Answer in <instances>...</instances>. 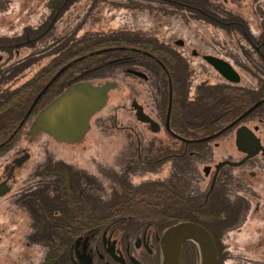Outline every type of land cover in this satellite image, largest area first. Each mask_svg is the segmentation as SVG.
Returning <instances> with one entry per match:
<instances>
[{
  "label": "flooded vegetation",
  "instance_id": "obj_1",
  "mask_svg": "<svg viewBox=\"0 0 264 264\" xmlns=\"http://www.w3.org/2000/svg\"><path fill=\"white\" fill-rule=\"evenodd\" d=\"M12 1L0 0V13H3L4 17L11 16L13 11V8H11ZM228 1L223 0V3H221L218 0H210L212 4L211 9L214 13L223 17H229V24H240L243 26L241 29L238 26H233L229 30L224 28V31L232 36L237 45L235 44L233 49L227 51L226 54L209 51L206 48L201 50L197 47H190L188 50L186 48V39L184 37H178L174 41L175 45L173 43L170 45L184 59V62L180 63L182 65L180 73H177L181 74V77L175 74L172 63H165L155 52L137 46H116L115 51H112L109 57L97 64L77 71L74 76L75 79L73 80V82H76L86 79L96 84L115 81V85L109 89V99L112 91L116 89L124 90V86L121 81L117 80V77L102 79V76H108V70L111 72V70L117 68V72L124 74L123 78H127V76L132 77V81L128 82L127 88L125 87L130 92L131 98L129 97L124 100L120 105L124 111L128 110L134 114L135 121L133 123L124 121L122 124H116V126L120 132L130 133L136 136L138 139L136 147L139 156L143 144L141 125H145L150 132L154 133L148 139H145V136H143V139L150 148H155L160 151L156 152L157 156L152 159L149 158L144 162L146 166L158 167V165L165 166L163 164L168 163L176 169L180 167H186L188 169L189 166H193L195 174L188 179H186L187 175H185L184 181L181 178V173L179 175L176 174L178 178L176 181H180L177 185H174L173 179L169 181L163 179L151 180L165 182L166 185L175 189L185 198H196L200 200V203H198L200 204V210L204 213L203 218L208 225L214 228L218 237L221 236V231L223 230V235L225 234L222 238L223 241L226 238L231 239L232 235L241 234L243 229L246 232V226H252L254 223L264 228V101L248 115L214 138L186 143L174 133L185 138H197L212 134L236 119L251 105L264 99V28L254 27L250 18H245L236 8H226L225 3ZM232 1L239 7L243 3V0ZM250 2L255 5L259 0H250ZM255 7L251 10V15L258 17V14L255 13ZM219 9L224 10L226 15L221 14L218 11ZM50 13H48L47 17L50 16ZM209 15L216 20L225 22L218 18L217 15L211 13ZM235 16H239L244 20L245 26L240 22L241 20L231 19ZM24 27L19 33L0 31V88L2 89L11 84L12 78L9 75L13 67L20 63V60L26 59L29 54V52L24 53L22 58L12 61L13 53L20 54L22 45L30 43L37 38L27 35L26 39L21 38L13 43L12 36L14 34V36L22 34ZM170 53L172 52L170 51ZM144 55L148 57H144ZM192 57L197 58L198 61L192 60ZM214 60L228 63L236 75L230 74L227 69L218 65ZM2 65L6 66L2 68ZM99 72H105V75L103 74L99 79H95V74ZM179 83L185 85L186 92L192 96L197 92L200 93L198 86L205 83L229 85L233 91H236L239 87L261 90V92L259 91V96L254 101L249 103L244 110L239 112L238 115L223 126L209 130L208 133L200 134V136H190L187 132L191 128L187 124L177 126L172 119L174 90ZM187 84L190 86L188 87ZM140 86L143 87L148 96L147 101L141 97L142 89ZM171 86L172 110L168 127L167 114ZM166 92L168 93L167 96ZM45 105L34 114H32L33 108L30 113L32 116L29 115L22 127L17 130V132L20 130V133L14 143L0 152L1 160L10 155L15 147L18 149L14 157L11 156L5 161L0 162V190L3 185L8 187L4 192H0V201L7 200L9 203H12L13 200L15 201V197H19L20 201L23 204L25 203V207L30 214L28 225L31 227L30 231H27L25 234L27 241L39 242L42 245V250L45 249L44 244L49 247L59 243L60 238L58 234L60 232L56 230V226H60L61 222L53 220L49 216H47L49 220L43 224L41 220L37 219L40 214L42 216L48 214L46 212L48 205L45 206L47 202L44 199L45 193L39 192L40 190L37 191L43 186V183L39 182L40 185L35 186L36 188L33 187L23 190L24 193L17 192V190L14 192L12 181L17 169L24 167L32 157L29 142L32 144L45 134L56 140L52 135L44 131H40L34 136H31L29 132L30 125L34 121L37 113ZM140 107L156 121V124L144 122L137 117L136 112ZM102 110L92 116L90 125L94 116ZM157 134H163V138H158ZM131 142L133 143V141ZM2 144L4 142L0 145ZM50 162L47 165H38L37 174L39 175L41 172L43 176L50 177L51 170L46 169V167L50 166ZM69 165L72 173L74 175L77 174L75 173L76 171L73 165ZM41 168L42 171H39ZM84 174L89 175L87 173ZM184 182L187 185L183 184ZM120 193L122 194L123 192ZM51 195H54V192L46 193L47 197ZM194 203L197 204V201ZM49 207L50 209L53 208L55 215L60 213L58 208L54 209L53 206ZM121 208L124 209V207ZM151 208L158 209L157 213L155 214V210L153 212L150 208H148L150 210L148 213L146 211L147 207L143 209V207L136 206L131 207L132 212L135 214L116 215V217L98 221L95 225L74 236L68 250L63 251L65 253H57L54 264H61V262L64 264H161L162 233L166 227L176 222H169L170 219L169 221L167 220V215L158 214L162 206L156 205ZM121 212H124V210ZM221 212L224 215L221 216ZM222 219L224 226L220 228ZM41 225L54 228L55 233L52 234V240L44 238L43 233L39 237L34 236L36 232H39L38 228ZM210 231L212 232V230ZM213 236L215 238V234ZM244 236H247V241L249 242V236L252 237L253 235L252 233L246 232ZM261 239L262 236L258 239V244L263 247ZM43 255L44 253L39 258L40 264ZM246 264H264V253L260 252L257 255L250 251L249 256L246 257Z\"/></svg>",
  "mask_w": 264,
  "mask_h": 264
},
{
  "label": "trees",
  "instance_id": "obj_2",
  "mask_svg": "<svg viewBox=\"0 0 264 264\" xmlns=\"http://www.w3.org/2000/svg\"><path fill=\"white\" fill-rule=\"evenodd\" d=\"M77 1L49 0L48 6L52 9L50 16L37 25L26 24L22 34H18L17 36H14V34L12 36L13 43L21 38L26 39L27 35L37 38L48 36L51 34L57 20ZM99 1H110L117 5L139 7L141 9L149 8L152 10L159 8L166 12L175 9L177 12L182 10L181 12L185 13L186 10H189L192 11L191 13L194 16L205 18L227 30L233 26H238L240 29L243 27L240 24H229V17H223L214 13L211 9L212 4L210 0H126L125 2L122 0H93L90 10ZM255 6V13L258 14V27L264 28V0H259ZM210 13L217 15L222 21L228 23L214 19L209 15ZM55 16L56 18L54 19ZM53 19L54 21H52ZM231 19L241 20L240 22L245 26L244 20L239 16L232 17ZM57 42L56 47L44 54L50 55V58L46 62L38 64V66L34 64L40 58L34 54L29 55L24 60H20V63L13 67L9 75L13 83L4 89L0 88V144L4 142V144L0 145V152L14 143L20 133V130L18 132H15V130L37 94L40 93L60 68L70 62L73 63L43 93L35 105L32 114L52 100L68 84L72 83L77 71L97 64L109 57L111 52L115 51L116 46H137L155 52L165 63L173 64L175 74L180 73L182 66L180 63L184 62V59L170 45L172 41L162 40L157 35L148 31L132 30L124 27L88 30L82 34H78L77 27L75 30L59 36ZM144 57L148 56L144 55ZM76 58L80 59L74 61ZM26 69H29L27 78L22 82L16 83L18 77L21 76L19 73H22ZM31 69L32 71L30 72ZM177 76L181 77V74H177ZM184 86L179 83L174 90L172 119L177 126L187 124L191 128L187 132L190 136H200V134L208 133L209 130L223 126L244 110L249 103L259 96V91L261 92V90L239 87L236 91H233L229 85L205 83L198 86L200 93L197 92L192 96L186 92ZM167 94L166 92V96ZM32 114L30 115L32 116ZM12 134L13 137L10 138ZM140 165H145V163L140 162ZM46 169L51 170V184L43 185L37 191L40 190L39 192L45 193L44 199L47 201L45 206H53L54 209L58 208L60 213L55 215L53 208L50 209L47 206L46 212L48 214L43 216L40 214L37 219L41 220L43 224L49 220L47 219V216H49L53 220L60 221L61 225L56 226V230L60 232L58 234L60 238L59 243L45 248L41 264H54L57 253H65L63 251L68 250L74 236L95 225L98 221L110 219L116 217V215L135 214L132 212L131 207L136 206L143 207V209L147 207L146 211L148 213L150 212L148 208H150L152 211L155 210L156 214L158 209L151 208L156 205L162 206L158 214L167 215V220L169 221L170 219L169 222L173 223L186 219L195 220L212 230L218 246L219 264H227V244L222 239L225 234L223 235L224 232L222 230L221 236L218 237L214 228L207 224L203 218L204 213L200 210V200L185 198L160 180L149 179L140 183H133L127 178H119L120 192L123 193H116L111 199L105 201L92 193V180L90 176L84 173L74 175L70 165L59 162L55 165L53 163L46 167ZM46 180H43V182ZM47 192H54V195L47 197ZM196 201L197 204L194 203ZM121 207H124V209ZM118 210L120 212H114ZM123 210L124 212H121ZM220 215L222 216L224 213L221 212ZM49 222L52 223L51 221ZM221 223L220 228L224 226L223 219ZM38 230L39 232H36L35 237H39L43 233L44 238L52 240V234L55 233L53 227H45L44 225L39 226ZM187 251L193 260V264H197L198 251L193 241L185 242L181 256L185 252L187 253ZM61 264L64 263L61 262Z\"/></svg>",
  "mask_w": 264,
  "mask_h": 264
},
{
  "label": "rangeland",
  "instance_id": "obj_3",
  "mask_svg": "<svg viewBox=\"0 0 264 264\" xmlns=\"http://www.w3.org/2000/svg\"><path fill=\"white\" fill-rule=\"evenodd\" d=\"M48 1L13 0L11 16L4 17L3 13H0V31L19 33L26 24H39L51 11ZM122 1L125 2L126 0ZM218 1L223 3V0ZM92 3L93 0H78L75 4H72L54 24L51 34L32 40L30 42L32 43L31 45H29L30 43L22 45L20 54L13 53L12 61L22 58L24 53L29 52L28 56L34 54L40 58L34 65L38 66V64L46 62L50 55L44 54L56 47L59 36L69 33L77 27L78 34L88 30H104L118 27L148 31L162 40H171L173 45H175V39L184 37L188 50L190 47H197L201 50L206 48L209 51L226 54L227 51L233 49L235 44L237 45L236 41L224 31L222 26L205 18L194 16L191 13L192 11L189 10H186L185 13L181 12L182 10L177 12L175 9L166 12L159 8L151 10L149 8L125 7L110 1H99L90 10ZM250 3V0H245L239 7L232 0H229L225 4L226 8H236L245 18H250L254 27L257 28V17L251 15V10H253L255 5ZM218 11L221 14H225L222 9ZM191 59L198 61L197 58L192 57ZM5 66L2 65V68ZM28 70L26 69L19 73L21 76L18 77L16 83L22 82L27 78ZM117 70V68L111 70V72L108 70V76H102L103 74L105 75V72L95 74V79H99L101 76L102 79L117 77V80L122 82L124 90L116 89L111 92L106 107L94 116L88 131L80 140L73 143H58L45 134L32 144L28 143L32 157L24 167L17 169L12 181L14 192L15 190L24 192L23 190L33 188L40 185V183L50 185L51 177L47 178L41 172L39 175L37 174L38 165H47L49 161H51L50 165L53 163L55 165L59 162L68 165L72 164L76 171L75 173H77L75 175L80 173L89 174L88 176L92 180V193L105 201L111 199L116 193H120L119 180L122 178H127L133 183H140L149 179L168 181L173 179L174 185H177L180 181H176L178 179L176 174L179 175L181 173L183 181L185 175H187L186 179H188L195 174L193 166H189L188 169L186 167H184L185 169L182 167L176 169L173 165L171 167L169 163L163 164L165 166L158 165V167L140 165V162L144 163L147 159L157 156L156 152L160 150L150 148L144 142L143 136L148 139L154 133L150 132L145 125H141L143 144L139 156L136 147L138 140L136 136L120 132L116 126V124H122L124 121L128 123L135 121L134 114L128 110L124 111L120 105L124 100L131 98V94L126 88L128 82L132 81V77L123 78L124 74H120ZM140 88L142 89V99L147 101L148 96L145 90L141 86ZM157 137L161 139L163 134H157ZM42 143L43 145H41ZM17 151L18 149L15 147L12 153L6 158H2L0 162L11 156L14 157ZM43 180L46 181L42 182ZM183 184L186 183L184 182ZM0 203V264H40L39 258L45 249L42 250V245L39 242L27 241L25 234L30 231L31 227L28 225L30 214L25 207V203L23 204L19 197H15V201L13 200L12 203L7 200L0 201ZM246 227V232L253 235L252 237L249 236V242L247 241V236H244L246 234L244 229L241 234H235L232 235L231 239H225L226 250L228 251L227 264H246V257L249 256L250 251L257 255L260 252L264 253V228L255 223ZM261 236L263 247L258 244V239ZM44 248H47L45 244ZM197 259V264H199V252ZM182 261L183 264H193L188 251L183 254Z\"/></svg>",
  "mask_w": 264,
  "mask_h": 264
},
{
  "label": "water",
  "instance_id": "obj_4",
  "mask_svg": "<svg viewBox=\"0 0 264 264\" xmlns=\"http://www.w3.org/2000/svg\"><path fill=\"white\" fill-rule=\"evenodd\" d=\"M78 59L80 58H76L74 61ZM214 61L224 69H227L230 74L232 73V75H236L234 70H231L228 63L219 60ZM72 63L73 62H70L60 68L40 93L37 94L24 118L18 124L15 132H17V130L25 123L43 93ZM114 85L115 81H106L104 83L96 84L86 79L69 84L37 113L29 128L31 136H34L40 131H44L52 135L59 142L70 143L81 139L89 128L92 116L105 107L109 95V89ZM263 101L264 99L257 101L241 113L236 119L212 134L197 138H185L177 133L174 134L183 139L186 143L199 142L214 138L248 115ZM171 110L172 86L167 114L168 127L170 124ZM136 115L144 122L156 124V121L144 112L141 107L138 108ZM12 136L13 134L10 137ZM7 188L8 187L3 185L0 192H4ZM187 241H193L196 244L199 252V264H219L218 246L210 229L201 222L187 219L169 225L163 231L161 236V264H182V249Z\"/></svg>",
  "mask_w": 264,
  "mask_h": 264
}]
</instances>
